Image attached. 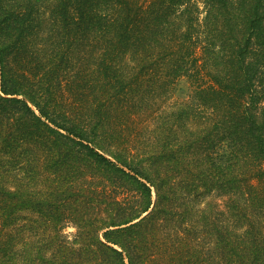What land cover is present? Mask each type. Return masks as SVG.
I'll use <instances>...</instances> for the list:
<instances>
[{"label":"trees","instance_id":"obj_1","mask_svg":"<svg viewBox=\"0 0 264 264\" xmlns=\"http://www.w3.org/2000/svg\"><path fill=\"white\" fill-rule=\"evenodd\" d=\"M0 264H264V0H0Z\"/></svg>","mask_w":264,"mask_h":264},{"label":"rangeland","instance_id":"obj_2","mask_svg":"<svg viewBox=\"0 0 264 264\" xmlns=\"http://www.w3.org/2000/svg\"><path fill=\"white\" fill-rule=\"evenodd\" d=\"M190 89L188 82L185 79H180L175 85V90H173L174 99H183L189 97ZM74 231L72 226L65 227V232L71 233Z\"/></svg>","mask_w":264,"mask_h":264}]
</instances>
